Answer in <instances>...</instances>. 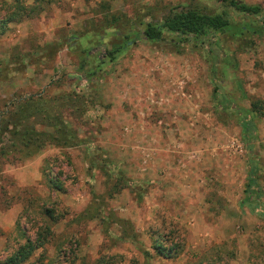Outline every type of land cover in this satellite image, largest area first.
<instances>
[{
    "label": "rangeland",
    "instance_id": "obj_1",
    "mask_svg": "<svg viewBox=\"0 0 264 264\" xmlns=\"http://www.w3.org/2000/svg\"><path fill=\"white\" fill-rule=\"evenodd\" d=\"M226 2L49 0L0 27V264H264V35L144 34Z\"/></svg>",
    "mask_w": 264,
    "mask_h": 264
},
{
    "label": "trees",
    "instance_id": "obj_2",
    "mask_svg": "<svg viewBox=\"0 0 264 264\" xmlns=\"http://www.w3.org/2000/svg\"><path fill=\"white\" fill-rule=\"evenodd\" d=\"M4 7L8 9L6 16L0 18V27L6 26L7 22L13 19H21L23 14L27 15L30 11H33L35 7H39L41 2H46L49 0H32L31 4H28L29 0H2ZM233 8L238 13L244 16H248L251 20L244 23H238L235 18H233L228 8ZM260 21V22H259ZM144 34L146 38L150 41H158L165 39V31H169L175 36L171 38V42L174 45H179L181 42L188 41L190 39L213 37L217 33L226 32L229 29H233L235 34L244 35L247 31L252 33H257L259 36L264 35V7L258 3H248L243 0H227L226 7L219 12H207L198 5L190 6L183 10H171L163 18L162 21L158 23L147 22L144 27ZM117 45L113 52L119 51L120 47ZM112 54V51L110 52ZM114 56H112L113 58ZM256 107V106H255ZM10 122L6 123V128ZM25 131L29 135H33L34 130L33 125L25 126ZM60 130L62 136L68 132V128L65 123L61 120L57 127ZM66 130V131H65ZM62 131H65L64 133ZM35 135V134H34ZM38 138L40 137L36 134ZM29 141H32V137H29ZM63 142V141H62ZM253 170V169H252ZM49 171V169H48ZM256 170L250 172V179L246 185V190L250 193L259 194V187H257L258 182L253 175ZM48 177V182L53 181L54 185L60 187L58 183V176L51 174ZM48 210V209H47ZM54 214V212H51ZM55 216V214H54ZM134 238V237H133ZM38 244V243H37ZM154 244L157 247L159 253H164L165 256L171 255L168 248L156 237L154 238ZM20 248L10 256V261L13 263H18L25 260L31 252L36 248V245L31 240H26L24 243L20 244ZM111 257L100 256L97 259L96 264H112L113 261Z\"/></svg>",
    "mask_w": 264,
    "mask_h": 264
},
{
    "label": "crops",
    "instance_id": "obj_3",
    "mask_svg": "<svg viewBox=\"0 0 264 264\" xmlns=\"http://www.w3.org/2000/svg\"><path fill=\"white\" fill-rule=\"evenodd\" d=\"M250 169H254V170H256V166L251 165V166H250ZM249 198H250V196H249Z\"/></svg>",
    "mask_w": 264,
    "mask_h": 264
}]
</instances>
